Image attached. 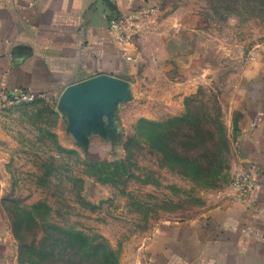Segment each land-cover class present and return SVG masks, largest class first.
<instances>
[{
    "label": "rangeland",
    "instance_id": "obj_1",
    "mask_svg": "<svg viewBox=\"0 0 264 264\" xmlns=\"http://www.w3.org/2000/svg\"><path fill=\"white\" fill-rule=\"evenodd\" d=\"M135 21L129 43L141 59L135 94L118 109L124 150L114 159L59 140L45 99L0 105V214L13 264H59L42 258L62 235L51 225L101 234L119 264H149L161 225L245 198L231 89L264 53V0H157Z\"/></svg>",
    "mask_w": 264,
    "mask_h": 264
},
{
    "label": "crops",
    "instance_id": "obj_2",
    "mask_svg": "<svg viewBox=\"0 0 264 264\" xmlns=\"http://www.w3.org/2000/svg\"><path fill=\"white\" fill-rule=\"evenodd\" d=\"M156 3L0 0V91L26 89L49 101L59 140L93 160L114 159L124 150L118 109L135 94L141 56L114 38L107 15L151 11ZM231 90L246 196L161 225L149 240V264H264V53ZM93 148L104 158L92 156ZM0 264H13L1 214Z\"/></svg>",
    "mask_w": 264,
    "mask_h": 264
},
{
    "label": "trees",
    "instance_id": "obj_3",
    "mask_svg": "<svg viewBox=\"0 0 264 264\" xmlns=\"http://www.w3.org/2000/svg\"><path fill=\"white\" fill-rule=\"evenodd\" d=\"M50 227L62 234L52 238L51 245L42 255V258H50L51 263L60 264L61 258L69 255L72 264H119V251L101 234L74 228L61 229L54 225ZM60 243L64 245L59 246Z\"/></svg>",
    "mask_w": 264,
    "mask_h": 264
},
{
    "label": "built area",
    "instance_id": "obj_4",
    "mask_svg": "<svg viewBox=\"0 0 264 264\" xmlns=\"http://www.w3.org/2000/svg\"><path fill=\"white\" fill-rule=\"evenodd\" d=\"M147 12L148 11H141L139 13L124 16H119L118 14L107 15L108 28L117 41L123 43L129 42L130 34H128V31L135 26V22H137L135 19H137L141 14H145ZM126 57L129 60L131 59L129 55ZM36 99L37 96L26 89H19L15 92L0 91V105L23 104ZM245 178H247L246 174ZM246 180L249 186L248 178Z\"/></svg>",
    "mask_w": 264,
    "mask_h": 264
}]
</instances>
